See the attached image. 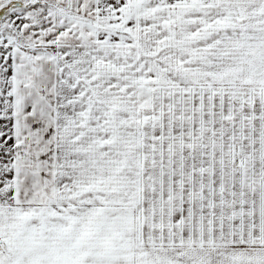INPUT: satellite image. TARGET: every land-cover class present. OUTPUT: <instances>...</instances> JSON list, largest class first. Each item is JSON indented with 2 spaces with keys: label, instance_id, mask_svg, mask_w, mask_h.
<instances>
[{
  "label": "snow or ice",
  "instance_id": "6c2138e0",
  "mask_svg": "<svg viewBox=\"0 0 264 264\" xmlns=\"http://www.w3.org/2000/svg\"><path fill=\"white\" fill-rule=\"evenodd\" d=\"M0 264H264V0H0Z\"/></svg>",
  "mask_w": 264,
  "mask_h": 264
}]
</instances>
